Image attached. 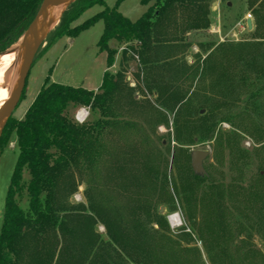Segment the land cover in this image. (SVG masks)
Listing matches in <instances>:
<instances>
[{
	"label": "trees",
	"instance_id": "16d2710c",
	"mask_svg": "<svg viewBox=\"0 0 264 264\" xmlns=\"http://www.w3.org/2000/svg\"><path fill=\"white\" fill-rule=\"evenodd\" d=\"M42 1L0 0V54L27 31ZM123 2L106 8L105 0H76L44 41L74 39L101 22L97 46L105 53L106 70L99 88L92 92L46 80L24 118L11 117L4 126L0 146L13 135L18 154L0 222V264H187L190 251L179 241H191L190 235L181 231L179 241L172 239L159 213L163 200L169 206L173 200L160 171L164 159L144 127L154 136L171 114L187 136L211 140L216 121L225 118H219L217 107L198 114L192 125L185 120L191 88L206 74H214L220 94L250 90L249 124L240 119L241 127L231 125L259 145L253 149L257 174L246 186L212 182L201 196L196 192L204 183H188L174 198L206 243L211 264H264L251 240L253 234L264 236V50L259 48L264 0L246 2L254 15V44H198L200 65L185 61L186 36L210 28L213 0H141L146 11L135 21L119 12ZM93 6L104 10L72 27ZM81 107L94 120L75 123L73 112ZM215 139L226 147L240 143L235 132ZM238 155L248 162L242 151ZM80 186L85 203L75 205L70 199ZM243 233L247 238L237 241Z\"/></svg>",
	"mask_w": 264,
	"mask_h": 264
},
{
	"label": "rangeland",
	"instance_id": "374dc122",
	"mask_svg": "<svg viewBox=\"0 0 264 264\" xmlns=\"http://www.w3.org/2000/svg\"><path fill=\"white\" fill-rule=\"evenodd\" d=\"M117 0H105V7L112 8ZM141 0H124L119 6V12L135 21L141 17L146 11V8L140 5ZM217 1V0H215ZM214 2V1H213ZM247 0H218L219 11L217 18L219 33H214L215 38L209 37L203 42H199L196 37H191L186 40L189 49L185 51L184 57L188 65L199 64L198 60L200 51L197 48L198 44L207 45L208 43L220 45L225 43L231 44H254L252 38V31L245 27L243 21L247 15L251 16L252 23L254 22V15L249 10L246 4ZM101 6H93L85 12L72 27L82 24L84 21L90 19L95 14L103 11ZM104 26L101 22L94 24L89 30L82 32L74 39L72 38H59V40L52 41L47 45L44 43L42 48L38 51L34 58L33 65L31 66L28 74L25 87L23 90V98L18 102L13 110L11 117L22 120L27 112V108L34 101L38 95V91L47 80L50 83L58 85H65L72 88L81 87L84 89L93 90L97 89L102 82L103 73L106 70V56L98 49L97 42L103 32ZM210 29V28H209ZM206 38V37H205ZM262 43V42H261ZM264 44V42H263ZM264 50L263 47H259ZM9 51V50H8ZM7 51V52H8ZM4 55V54H2ZM205 59V58H202ZM119 59L116 58V64L112 67L111 71H116V65ZM202 61V60H201ZM134 66L132 65V69ZM3 69V70H2ZM6 66L0 65V84L5 79ZM214 74L203 75L191 88L190 101L185 104L186 119L192 125L198 114H205L209 112L214 106L218 109V116L225 117L217 120V128L211 140L205 139L201 134H186V129L181 121L174 123V117L171 114L166 115V120L155 130L154 136L151 134L148 126L145 124L146 135L150 141L154 142L159 155L164 159L162 169L160 171L165 173L166 188L168 195L172 197V206H169L166 201L160 203L159 211L163 210L161 215L165 216L170 229L172 239L178 240L181 231L190 235L191 241H179L182 247L190 252L187 253V264H211L208 259L205 242L199 239L194 232L192 226L187 223L185 214L183 212L181 201L174 198L176 192L181 194L184 190L185 184L191 183H204L196 192V196H201V192L206 191V186L212 182L215 184L229 185L233 181H240L243 186L253 180L257 174V159L254 157L253 149L258 148L259 145L245 133L234 131L231 121H234L238 127L244 119L246 124H249L248 116L253 114V106L248 99L250 90H237L236 95L232 96L229 93L220 94L219 89L214 86ZM221 102L228 106H221ZM78 109V108H77ZM77 110L73 112V116ZM95 117L97 115H94ZM10 117V118H11ZM89 110V116L86 122L94 120ZM134 120L144 125L142 117H133ZM241 119V121H240ZM184 120V121H185ZM228 120V121H227ZM191 121V122H190ZM235 132L239 140V147H226L216 143V136H227ZM0 146V222L4 215V202L6 192L11 181V175L16 163L18 154L17 146L15 145V136L12 135L11 140L4 148ZM238 150L247 155L248 162L239 160ZM195 151L208 152V158L203 162V169L206 172L203 181H195L194 175L191 172V156L190 154ZM84 187L80 186L76 194L70 199L75 205L85 203L83 195ZM228 200V199H227ZM225 201L227 206H230V201ZM176 217L179 226L173 227L169 222V217ZM183 228L184 230H181ZM100 234H104L105 230L102 226L98 227ZM248 235V234H247ZM245 233L239 235V240L247 238ZM264 236L260 234L252 235V243L256 250L264 255ZM192 251L197 252L195 255Z\"/></svg>",
	"mask_w": 264,
	"mask_h": 264
},
{
	"label": "water",
	"instance_id": "95a60500",
	"mask_svg": "<svg viewBox=\"0 0 264 264\" xmlns=\"http://www.w3.org/2000/svg\"><path fill=\"white\" fill-rule=\"evenodd\" d=\"M76 0H43L41 3V6L38 9V13L33 20V22L29 25L27 31L23 34V36H30V34L36 29V33L33 34V36L27 41L26 40V48L23 52V54L20 57V62L18 64L17 69L14 72V76L12 81H8L7 85L10 86V84H16L18 82H21V90L19 92V96L12 106L10 110L7 109V104H5L3 107L0 108V137L2 135V132L4 130V126L7 123V121L10 119L14 108L18 104V102L21 99V94L24 90L25 83L27 80V74L33 65V60L35 56L37 55L38 51L42 48L44 45V41L46 40L47 36L56 28L58 25V22L63 15V13L66 11L67 7L74 3ZM224 0H221L223 2ZM62 5V9L60 12V15L58 17V21L55 25L52 26V16L58 8V6ZM212 6L214 3L211 4ZM51 14V16H50ZM247 29L249 31L252 30V21L247 20L246 21ZM22 36V37H23ZM21 37V38H22ZM20 40V39H19ZM18 40V41H19ZM6 53V52H5ZM3 53V54H5ZM2 55V54H0ZM191 156V171L194 175L198 177H204L206 175V172H204L203 169V162L209 157L208 152L205 151H195L190 154ZM163 210H160L159 213L162 214Z\"/></svg>",
	"mask_w": 264,
	"mask_h": 264
},
{
	"label": "bare ground",
	"instance_id": "6f19581e",
	"mask_svg": "<svg viewBox=\"0 0 264 264\" xmlns=\"http://www.w3.org/2000/svg\"><path fill=\"white\" fill-rule=\"evenodd\" d=\"M67 1L70 0H66V2ZM62 7L63 6L60 5L56 10H54L55 12L53 13L52 16L53 17L52 26L57 23ZM37 29L38 28H36L30 34V36L25 35L22 38H20V40L16 44H14V46H12L8 52H6L4 55H0V65L4 64V66H6L7 69L6 75L4 77L5 79L0 84V108L3 107L5 104H7V109L10 110L19 96V92L21 90V82H18L16 84H10V86H8L7 83L8 81L10 83V81L14 79L13 78L14 72L18 67V64L20 62L19 61L20 57L26 48L25 45L26 40L28 41L33 36V34L36 33ZM170 222L173 225L178 224L177 218L174 216L170 217Z\"/></svg>",
	"mask_w": 264,
	"mask_h": 264
},
{
	"label": "crops",
	"instance_id": "0c3cea01",
	"mask_svg": "<svg viewBox=\"0 0 264 264\" xmlns=\"http://www.w3.org/2000/svg\"><path fill=\"white\" fill-rule=\"evenodd\" d=\"M213 1L214 2H212V3H214V5L213 6L210 5L211 6L210 7V23H211L210 29H208L206 31H191L186 36V39H188V37L189 38L196 37L197 39H199V42H203V41L207 40L209 37L215 38L216 36L214 33H219V30L217 27L218 26L217 18L220 20V17L218 16V14L214 15V13H218V11H219L218 0L217 1L213 0ZM244 20H245V18H244ZM252 28H253V23H252ZM97 89L94 88L93 90H89V89H85V90L93 92V91H96Z\"/></svg>",
	"mask_w": 264,
	"mask_h": 264
},
{
	"label": "built area",
	"instance_id": "2783aa9c",
	"mask_svg": "<svg viewBox=\"0 0 264 264\" xmlns=\"http://www.w3.org/2000/svg\"><path fill=\"white\" fill-rule=\"evenodd\" d=\"M247 20H250V21H251V16H250V15H247V16L245 17L244 22L247 21ZM245 27L247 28L246 22H245ZM127 80H130V77H128ZM88 116H89V109L84 108V107L78 108V109H77V112H76L75 115H74V121H75V123H77V124H83V123L86 122ZM169 222H170V217H169ZM170 223H171V222H170ZM179 224H180L179 221H178V224H176V225H173V224L171 223V225H172L173 227H177V226H179Z\"/></svg>",
	"mask_w": 264,
	"mask_h": 264
}]
</instances>
